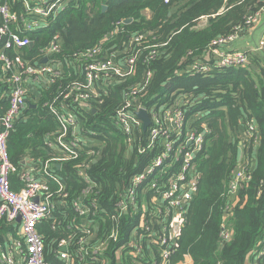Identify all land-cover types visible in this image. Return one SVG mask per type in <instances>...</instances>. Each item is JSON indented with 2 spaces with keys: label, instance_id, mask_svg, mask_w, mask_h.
I'll return each mask as SVG.
<instances>
[{
  "label": "trees",
  "instance_id": "16d2710c",
  "mask_svg": "<svg viewBox=\"0 0 264 264\" xmlns=\"http://www.w3.org/2000/svg\"><path fill=\"white\" fill-rule=\"evenodd\" d=\"M263 5L264 0H70L44 27L24 35L33 46L20 55L32 65L40 63L42 50L52 37L60 36L61 50L50 60L61 65L62 75L49 85H28L26 102L31 107L25 108L7 138L10 163L18 170L39 167L55 154L47 146L59 129L50 108L62 105L65 111L75 112L79 135L86 142L78 159L63 162L58 169L51 165L67 194L66 203L61 202L57 186L45 180L54 194L49 218L37 225L45 262L79 264V253H91L102 239L106 248L93 264H118L116 250L128 240L138 218L117 213V194L160 152L158 147L139 153L145 147L137 142L145 136L142 129H136V140L128 142V136L115 125L116 111L131 100V90L144 87L135 97L137 105L147 110L180 105L181 131L202 136V148L193 159L199 175L197 191L183 214L169 264H264V57L251 55L245 67H219L209 55L211 42L219 37L236 32L245 42L252 31L246 18ZM10 6L17 14L23 13L18 0ZM137 35L143 40L133 43ZM105 37L104 46L116 51L117 64L125 68L126 61L135 58L133 74L112 81L101 103L93 100L90 109L75 106L64 96L73 80L82 79L76 57ZM194 66L207 68V72ZM8 90V84L0 80V116L8 107ZM250 125L256 140L248 135ZM81 164L96 191L91 198L96 199L97 216L88 218L95 222L88 228L76 226L87 222L77 217L69 203L86 187L78 175ZM237 169L245 175L230 193L229 183ZM18 174L10 175L14 191L22 187ZM167 175L162 173L158 181ZM85 229L91 234L83 233ZM112 231L115 240H107ZM223 233L229 237L224 239ZM15 234V227L0 220V248L7 236ZM79 238L86 242L80 244ZM62 240L68 261L61 257ZM148 252L157 256L159 248L152 246L150 251L144 245L143 253Z\"/></svg>",
  "mask_w": 264,
  "mask_h": 264
},
{
  "label": "built area",
  "instance_id": "2783aa9c",
  "mask_svg": "<svg viewBox=\"0 0 264 264\" xmlns=\"http://www.w3.org/2000/svg\"><path fill=\"white\" fill-rule=\"evenodd\" d=\"M13 1L0 0V40H3V43H0V72L3 73L0 74V80L9 87L5 95L8 107L0 116V220L15 227L16 234L11 236L9 246L0 252V264H50L44 261L42 238L37 231V225L49 218L54 206V194L45 180L52 181L57 186V194H61L63 198L61 202L66 203L64 198L67 194L63 192V185L54 175L51 165H59L60 168L61 163L78 159L86 142L79 135L81 129L75 112L65 111L62 105L60 110L50 108L59 129L53 134L52 142L48 141L47 146L54 150L55 154L39 167L18 170L12 165L8 159L7 138L27 106L28 85H49L62 75L61 65L50 60L52 55L61 50L60 36L52 37L42 50L40 63L32 65L20 55L31 43L24 35L44 27L46 21L58 16L70 0H18L23 8L21 15L12 10L10 4ZM168 1L164 0L165 3ZM263 17L264 5L246 18L245 23L252 30L244 44L246 50L233 47L239 42L244 43V39L240 40L236 32L211 42L209 55L217 60V66L245 67L249 64L251 55L259 54L264 57V24L256 30ZM253 34H256L255 41ZM132 40L133 43H140L143 36L137 35ZM106 41L107 37L96 47L76 57L82 79L73 80L64 96L65 100L75 106L90 109L93 100L101 103V97L106 94L112 81L116 82L133 74L135 58L128 59L126 67L123 68L115 62L116 51L110 52L105 48ZM150 53L153 54L154 51ZM194 68L207 72V68ZM149 77L148 72L145 83ZM143 88L136 87L131 90V100H127L116 111L115 125L128 136V142L131 139L136 140V129H142V123L136 113L145 111L150 123L143 132L145 136L137 138L139 146L145 145L144 149L139 148L138 152L158 147L160 152L146 169L133 176L128 186L117 194V213L137 216L138 222L134 223L135 227L129 233L128 240L116 250V254L118 264H169L170 250L179 235L183 214L197 191L199 175L193 159L202 148V136L191 130L181 131L183 117L179 110L180 105L157 106L150 110L137 105L135 97ZM248 130V135L256 140L253 126L250 125ZM176 165L177 170L174 169ZM84 166H78V175L86 187L69 203L77 217L84 218L87 222V225L76 226L88 228L95 224L88 218L97 216V205L96 199L91 198L96 196V191L92 189L89 176L82 171ZM17 173L22 187L14 191L11 188L10 175ZM162 173L168 175L163 181H158ZM244 175L243 169H237L233 173V179L229 183L230 193L235 192ZM89 232L88 229L83 231L87 235L91 234ZM222 237L227 239L229 234L223 233ZM115 238L114 231L107 235V240ZM78 240L80 244L86 242L85 238ZM61 244L65 249L61 251V257L68 261L66 241L62 240ZM144 245L150 251L152 246H157L159 254H144ZM105 248L106 243L101 239L96 247L92 248L91 253L82 250L79 253V264L98 263L100 253ZM86 260L90 263H84Z\"/></svg>",
  "mask_w": 264,
  "mask_h": 264
},
{
  "label": "water",
  "instance_id": "95a60500",
  "mask_svg": "<svg viewBox=\"0 0 264 264\" xmlns=\"http://www.w3.org/2000/svg\"><path fill=\"white\" fill-rule=\"evenodd\" d=\"M102 9L104 10L105 7L103 6ZM130 21H131V20L128 19V20H125L124 23H125V24H128ZM263 24H264V17H263V20H262L261 24L256 28V30L259 29V28H261ZM256 30H255V31H256ZM252 38H253V40L255 41L256 34H253V37H252ZM32 46H33V44L30 43V44H29V48H32ZM44 63H45V61H44ZM33 107H34V106H33ZM92 112L94 113V110H92ZM136 115H137V118H138V119L141 121V123H142V131L145 132V130L147 129V127L149 126V123H150L149 118H148V115H147L146 112L143 111V110H140L139 112H137ZM240 156H241V150H240V148H239V149L237 150V161L240 160ZM56 167H57V169L59 168V166H56ZM64 250H65L64 248L61 249L62 252H63Z\"/></svg>",
  "mask_w": 264,
  "mask_h": 264
},
{
  "label": "crops",
  "instance_id": "0c3cea01",
  "mask_svg": "<svg viewBox=\"0 0 264 264\" xmlns=\"http://www.w3.org/2000/svg\"><path fill=\"white\" fill-rule=\"evenodd\" d=\"M242 43H238V44H236V45H234L233 47H237V48H240L239 46L241 45ZM243 45V44H242ZM21 53V52H20ZM33 99L34 100H36L37 99V94H35L34 95V97H33ZM30 101V100H29ZM31 101H33V100H31ZM28 102V101H27ZM33 106V105H32ZM27 108H29V107H31L30 106V103L28 102L27 103V106H26ZM57 166H59V165H57ZM12 238H11V236H7V238H6V243H5V245L2 247V248H0V252H2V251H4L8 246H9V244H10V240H11ZM186 262L187 263H191V260L189 259V258H186Z\"/></svg>",
  "mask_w": 264,
  "mask_h": 264
},
{
  "label": "rangeland",
  "instance_id": "374dc122",
  "mask_svg": "<svg viewBox=\"0 0 264 264\" xmlns=\"http://www.w3.org/2000/svg\"><path fill=\"white\" fill-rule=\"evenodd\" d=\"M246 41H247V39L245 40V42L243 43V45L241 44L239 47H240V49H242V50H246L247 49V47L244 45L245 43H246Z\"/></svg>",
  "mask_w": 264,
  "mask_h": 264
}]
</instances>
